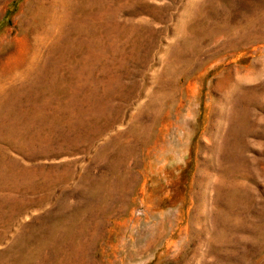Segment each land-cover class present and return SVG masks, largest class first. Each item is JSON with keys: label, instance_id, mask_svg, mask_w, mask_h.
<instances>
[{"label": "rangeland", "instance_id": "obj_1", "mask_svg": "<svg viewBox=\"0 0 264 264\" xmlns=\"http://www.w3.org/2000/svg\"><path fill=\"white\" fill-rule=\"evenodd\" d=\"M0 264H264V0H0Z\"/></svg>", "mask_w": 264, "mask_h": 264}]
</instances>
